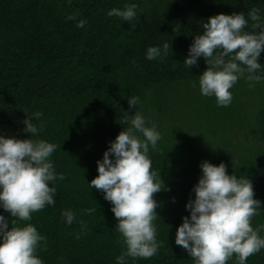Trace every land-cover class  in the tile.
<instances>
[{
  "label": "trees",
  "instance_id": "16d2710c",
  "mask_svg": "<svg viewBox=\"0 0 264 264\" xmlns=\"http://www.w3.org/2000/svg\"><path fill=\"white\" fill-rule=\"evenodd\" d=\"M126 4L137 5L134 29L107 15ZM253 8L264 22V0H0V135L55 144L50 160L65 175L49 182L56 188L54 205L32 213L30 221L18 220L46 237V250L36 253L43 264H118L125 250L118 221L104 193L89 184L98 175L97 161L126 127L119 122L124 112L136 111L128 105L132 96L161 135L148 156L166 188L154 196L156 238L163 246L150 259L126 257L125 264H194L175 236L183 217H190L186 205L195 198L205 160L251 180L261 201L252 226L264 224V80L250 86L239 79L230 89L231 104L220 107L214 96L200 94L204 57L198 67L184 64L209 17L244 13L245 31H252ZM80 20L83 27H77ZM165 42L166 56L146 58L148 47L163 49ZM258 62L257 74L264 76V51ZM177 94L192 95L195 105L178 104ZM36 112L43 114L39 120ZM26 118L41 129L35 136L23 131ZM65 210L75 214L71 225ZM0 215L10 229L11 214L0 206ZM259 235L264 238V230ZM227 264H237L235 255ZM246 264H264V249Z\"/></svg>",
  "mask_w": 264,
  "mask_h": 264
},
{
  "label": "clouds",
  "instance_id": "9594fccd",
  "mask_svg": "<svg viewBox=\"0 0 264 264\" xmlns=\"http://www.w3.org/2000/svg\"><path fill=\"white\" fill-rule=\"evenodd\" d=\"M107 15L130 22L134 29L138 19L137 5L126 4L123 10L112 8ZM248 17L253 22L252 31H245L248 20L244 13L209 17L203 24V33L195 35L184 60V64L192 68L198 67L199 57H204L208 67L199 75L200 94L214 96L220 107L231 104L230 89L239 79H245L250 86L264 80V76L257 74L261 69L258 57L264 51V22L257 8L251 9ZM75 18L74 15L68 17ZM85 23L80 20L77 27ZM168 50L167 42L163 49L150 46L146 58H163ZM192 86L195 88L196 83ZM140 103L137 96L128 98L129 108H136V111L133 115L124 112L119 122L126 127L110 142L103 159L97 161L98 175L89 184L90 188L104 193L118 221L115 229L125 246L116 258L118 264H125L126 257L150 259L163 246L156 238L154 221L158 202L154 196L166 186L160 173L152 171L148 156L149 146L157 150L161 135L155 123L146 121L138 111L136 106ZM42 115L40 112L33 114L37 120ZM23 123V131L32 136L41 130L30 118ZM56 148L55 144L43 139L0 135V206L13 218L9 229L8 221L0 215V264H43L36 253L38 247L46 250V237L31 223L20 226L18 220L30 221L32 213L55 204L56 188L49 187V182L65 179L63 173H56L50 160ZM200 167L202 176L193 188L195 198L186 205L190 217H183L175 243L186 250L194 264H227L234 255L237 264H246L250 256L264 249V238L259 235L264 224L252 226L253 217L259 215L261 209L252 182L249 178L230 175L223 162L214 165L205 160ZM83 211L91 214L95 209ZM62 216L69 225L75 219L71 210L63 211ZM80 223L83 226V221Z\"/></svg>",
  "mask_w": 264,
  "mask_h": 264
},
{
  "label": "rangeland",
  "instance_id": "374dc122",
  "mask_svg": "<svg viewBox=\"0 0 264 264\" xmlns=\"http://www.w3.org/2000/svg\"><path fill=\"white\" fill-rule=\"evenodd\" d=\"M195 94V93H194ZM179 95V96H178ZM175 98L177 99V103L178 104H181V105H185V104H190V107H193V105H195V101L194 99L192 98V95L189 96V95H181V94H177L175 96ZM185 103V104H183Z\"/></svg>",
  "mask_w": 264,
  "mask_h": 264
}]
</instances>
